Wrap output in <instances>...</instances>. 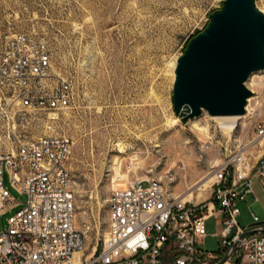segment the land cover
<instances>
[{
  "label": "rangeland",
  "instance_id": "rangeland-1",
  "mask_svg": "<svg viewBox=\"0 0 264 264\" xmlns=\"http://www.w3.org/2000/svg\"><path fill=\"white\" fill-rule=\"evenodd\" d=\"M224 1L0 0V31L43 37L55 74L72 82L71 105L54 114L32 115L30 135L62 134L73 143L67 168L75 190L77 228L87 237L88 252L106 236L113 190L161 178L173 193L193 188L198 196L200 185L212 177L211 167L236 139L246 137L241 130L251 122L248 114L239 119L232 137L207 112L183 121L172 102L175 63ZM256 5L264 12V0ZM253 76L247 83L255 93L249 112L254 109L262 117L264 71ZM210 184L195 201L211 196ZM5 185L20 204L0 215L2 230L28 199L12 188L8 175ZM258 196L259 201L249 197L240 205L244 228L253 224L254 212L264 220V196ZM207 229L203 247L216 252L222 228L212 219Z\"/></svg>",
  "mask_w": 264,
  "mask_h": 264
},
{
  "label": "built area",
  "instance_id": "built-area-1",
  "mask_svg": "<svg viewBox=\"0 0 264 264\" xmlns=\"http://www.w3.org/2000/svg\"><path fill=\"white\" fill-rule=\"evenodd\" d=\"M54 67L43 37L0 31V215L20 204L5 185L6 175L28 197L7 229L0 226V264H217L247 231L255 233L225 264H264V220L253 213L249 227L239 222L241 203L250 196L259 201L257 185L264 196V116L254 109L241 130L246 137L211 167L209 198L188 200L161 178L115 189L106 236L88 252L67 168L73 143L62 134L30 135L32 115L60 112L74 99L72 82ZM217 216L219 250L210 252L202 241Z\"/></svg>",
  "mask_w": 264,
  "mask_h": 264
},
{
  "label": "water",
  "instance_id": "water-1",
  "mask_svg": "<svg viewBox=\"0 0 264 264\" xmlns=\"http://www.w3.org/2000/svg\"><path fill=\"white\" fill-rule=\"evenodd\" d=\"M263 71L264 12L256 0H225L177 61L175 111L185 122L204 112L211 117L245 115L254 95L247 83ZM254 233L242 234L231 254L217 264L227 263L241 241Z\"/></svg>",
  "mask_w": 264,
  "mask_h": 264
},
{
  "label": "bare ground",
  "instance_id": "bare-ground-1",
  "mask_svg": "<svg viewBox=\"0 0 264 264\" xmlns=\"http://www.w3.org/2000/svg\"><path fill=\"white\" fill-rule=\"evenodd\" d=\"M177 65V63H175V66ZM174 66V67H175ZM253 75H255V74H253ZM251 76V80H253L254 79V77L255 76ZM250 81V80H249ZM248 81V82H249ZM251 89V88H250ZM255 94V93H254ZM254 98H250V100H248V102H249V104L250 105H248L247 106V111L249 112L250 111V107H251V101L253 100ZM247 114V113H246ZM245 114V115H246ZM245 115H235V116H219V117H212L213 119H215V120H217L218 122H220V125H221V127H222V129L225 131V132H227V133H233L234 132V130H235V128H236V125H237V123L239 122V119H242V118H245V117H247V116H245ZM52 117H53V119H57V115H52ZM199 126V125H198ZM199 131H204V130H201V129H199ZM207 131V130H206ZM208 132V131H207ZM206 148H209V147H207V145H206ZM120 151L121 152H124L125 151V149H124V147L121 145L120 146ZM121 178H122V176H120ZM207 177H209V176H207ZM207 177H205V178H207ZM201 181V180H200ZM213 181V177H209V179H207L203 184H201L200 185V187L198 188V190L199 191H201L202 193H200L198 196H195L194 195V191H193V188H190V191L189 192H186L185 194H186V198L188 199V200H192V199H197V200H199L198 198H202V196H203V193L210 187V183ZM203 182V181H202ZM199 185V184H198ZM125 185L124 184H119L118 185V187H124ZM118 189H120V188H118ZM206 193V192H205Z\"/></svg>",
  "mask_w": 264,
  "mask_h": 264
},
{
  "label": "crops",
  "instance_id": "crops-1",
  "mask_svg": "<svg viewBox=\"0 0 264 264\" xmlns=\"http://www.w3.org/2000/svg\"><path fill=\"white\" fill-rule=\"evenodd\" d=\"M258 192H261L262 194H263V192H262V189H261V186L260 185H258V188H257V196H258ZM250 197H254V196H250ZM258 199H259V196H258ZM260 200V199H259ZM255 213V212H254ZM212 219H216L217 220V222H218V224L221 226V216H217V217H212L209 221H208V223L212 220ZM221 228H222V226H221Z\"/></svg>",
  "mask_w": 264,
  "mask_h": 264
}]
</instances>
